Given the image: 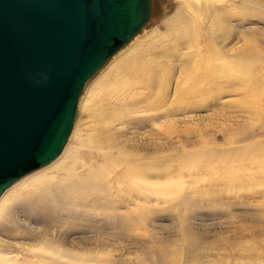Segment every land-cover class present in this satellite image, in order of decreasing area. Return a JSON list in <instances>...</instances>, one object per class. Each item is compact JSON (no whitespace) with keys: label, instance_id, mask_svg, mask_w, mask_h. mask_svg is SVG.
Returning a JSON list of instances; mask_svg holds the SVG:
<instances>
[{"label":"rangeland","instance_id":"obj_1","mask_svg":"<svg viewBox=\"0 0 264 264\" xmlns=\"http://www.w3.org/2000/svg\"><path fill=\"white\" fill-rule=\"evenodd\" d=\"M192 1L152 0L151 17L143 31L86 85L79 102L74 134L66 148L70 151L79 148L80 140L94 129L96 117L89 108L98 104L99 79L115 73L121 61L134 57L141 58L144 67L166 61L162 49L171 44L173 33L168 21L182 3ZM243 1L244 4L240 0H203L204 5L217 8L238 5L229 13L232 15L228 23L231 36L223 35L211 20H195L200 27L204 26L201 27L202 38L212 37L213 46L218 51L228 52V60L234 66L229 61V65H223L218 59L212 66L219 76H204L196 81L197 84L192 83L200 98L187 100L184 105L187 113L173 106L174 117L155 120V116L163 113L150 112L145 107L156 100V95L134 90L136 107L128 112L125 124L113 126L111 133L118 141L145 143L148 151L142 155L154 160L162 155L156 160H162L166 195L160 200L151 196L149 220L130 228L100 221L102 229L98 234L85 223L34 224L37 232L50 233L56 245L80 253L81 260L69 254L64 258L56 249L49 250L47 244L33 240L31 231L25 228L19 230L15 239L0 234L1 243L12 246L7 251L21 254L19 260L26 264L34 260L28 251L48 256L52 260L50 264H264V0ZM206 46L207 43L202 42L200 49H182L167 59L172 68V77L166 86L170 101L177 97V88L188 90L192 86L184 78L183 68L190 59L196 62L207 55L206 51H201L206 50ZM243 56L253 59V71H258L253 75L263 80H258L260 85L257 84L255 90L244 80L243 83L241 71L240 75L233 68ZM203 72L206 70L196 75ZM236 79L242 84L241 81L240 85L236 83ZM258 86H262L260 90ZM104 103L102 108L111 111ZM171 122H179V140L176 139L175 144L165 139L169 136ZM154 143L161 145L158 147ZM62 157L63 153L55 162L24 177L11 188L42 172H50ZM122 209L115 211L116 215H123L126 208ZM66 215L65 212L64 217ZM0 264L8 263L1 261Z\"/></svg>","mask_w":264,"mask_h":264},{"label":"bare ground","instance_id":"obj_2","mask_svg":"<svg viewBox=\"0 0 264 264\" xmlns=\"http://www.w3.org/2000/svg\"><path fill=\"white\" fill-rule=\"evenodd\" d=\"M240 2L244 4L243 0H240ZM233 7L238 8V5L231 4L225 8H217L204 5L203 0L182 3L175 16L168 21L173 33L171 34V44L162 49V55H164L166 61L144 67L141 65V58L134 57L130 61H121L116 66L117 71L115 73L101 77L98 81L100 88L99 98H97L98 104L95 103L89 108L90 112L95 114L96 117L94 129L85 139L80 140L79 148L74 151L66 148L63 152L62 161L50 172L35 175L3 194L0 199V234L14 238L20 234L19 230L21 228H25L31 231L30 233L34 237L33 240L44 243V245L47 244L49 250L56 249L58 253L64 255V258L69 254L81 260L82 255L80 253L77 254L75 251L63 247V245H56V242L50 239V233L37 232L33 227L34 224L52 226L55 222L66 225H83L85 223L95 228L93 233L98 234L102 229L99 227L100 221L123 228L146 223L149 220L148 212L151 207V196L160 200L166 195L162 160H156L157 157L162 155L156 156L155 161L151 156L142 155L143 152L148 151V146L145 143L139 145L130 141H118L117 137L111 133L113 126L115 124H125L128 112L136 107V96L133 97L134 90H144L145 92L148 91L149 94L156 95V100L149 102L145 107L147 111H160L163 113L159 117L154 115L153 119L155 120L174 117L176 111L171 110L173 106L187 113L188 111L184 107L187 100L199 97L192 83L197 84L196 81L204 76L216 78L220 73L214 71L213 63L219 59L225 65L229 61V57L226 55L228 52L218 51L213 46L212 37L209 36L211 39H203L201 27L204 26L200 27L195 20H211L214 22L215 28L221 30L223 35L231 36L228 23L232 17L229 13ZM202 42L207 43V46L206 50H203V48L201 51H206L208 54L202 56L196 62L190 59L188 67H184L182 71L184 78L192 84L188 89L190 91L177 88L175 92L177 97L170 101L166 86L171 80L172 68L167 59L171 57L172 53L182 49L191 47L200 49ZM191 60L193 61L191 62ZM231 62L229 61V63ZM229 63L226 65H229ZM237 65L233 68H236L235 70L240 75L242 73L243 78L239 77L246 84L252 88L254 87L255 90L260 78L258 79L253 75V72L255 73L253 71L255 70L253 59L243 56L239 58L238 66H240V70H238ZM202 69L206 70V74L203 72V75L201 73L196 75ZM240 81L236 83L240 85ZM247 90H251V88ZM243 96L246 97L245 94ZM204 100L206 101V99H199L201 102ZM103 102H105V107L110 108L111 111L106 112L107 110L102 108ZM178 123L171 122L169 124V136L165 138L167 143L175 144L179 140ZM159 141H162V139ZM153 145L160 147L161 144L154 143ZM122 208H126L125 213L120 216L116 215L115 211ZM65 212L67 215L64 217ZM26 223H28V226L24 227L23 225ZM9 227H14V229H8ZM1 242L0 263L3 261L8 264H26L25 261L21 262L19 260L21 254L7 251L12 246ZM28 254L34 259L29 261V264H50L52 261L44 254H36L33 251H28Z\"/></svg>","mask_w":264,"mask_h":264},{"label":"water","instance_id":"obj_3","mask_svg":"<svg viewBox=\"0 0 264 264\" xmlns=\"http://www.w3.org/2000/svg\"><path fill=\"white\" fill-rule=\"evenodd\" d=\"M151 13L152 0H0V199L62 155L86 85Z\"/></svg>","mask_w":264,"mask_h":264}]
</instances>
